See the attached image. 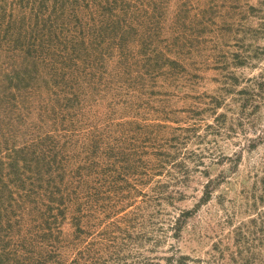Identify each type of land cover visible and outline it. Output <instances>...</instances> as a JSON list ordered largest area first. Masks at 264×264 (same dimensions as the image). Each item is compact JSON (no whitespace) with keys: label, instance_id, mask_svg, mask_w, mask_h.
Masks as SVG:
<instances>
[{"label":"rangeland","instance_id":"rangeland-1","mask_svg":"<svg viewBox=\"0 0 264 264\" xmlns=\"http://www.w3.org/2000/svg\"><path fill=\"white\" fill-rule=\"evenodd\" d=\"M0 261L264 264V0H0Z\"/></svg>","mask_w":264,"mask_h":264},{"label":"trees","instance_id":"trees-1","mask_svg":"<svg viewBox=\"0 0 264 264\" xmlns=\"http://www.w3.org/2000/svg\"><path fill=\"white\" fill-rule=\"evenodd\" d=\"M110 5V2H107V6H109ZM106 6V8H109V7H107ZM28 49H30V48H28ZM75 177H77V179H81L82 178V174H79V173H76L75 175H74ZM55 191V190H54ZM59 203H62V202H59ZM58 209L59 208H61V210L59 211L58 210V213L59 212H61L62 213V207H64V206H61V204H60V206H56ZM50 205H47V207H45V213H47V215H46V217L44 218V222L46 223L45 224V226H44V232L45 233H48V232H51V228H52V226H51V223H53L54 222V220H57L56 218V213L55 212H52V214H51V210H50ZM80 211H81V209H83V207L81 206L80 208ZM42 239H44V241H42V244L44 243V245H47L48 243H46L45 241V239H47V237H42ZM48 240V239H47ZM52 245V244H51ZM50 245V246H51ZM51 248L53 249L54 247H53V245L51 246ZM42 260H45V262H47L48 261V259H46V256H45V258H41ZM41 262V261H40ZM0 264H4V262L3 261H0ZM54 264H56V262L54 263ZM59 264V263H58Z\"/></svg>","mask_w":264,"mask_h":264}]
</instances>
